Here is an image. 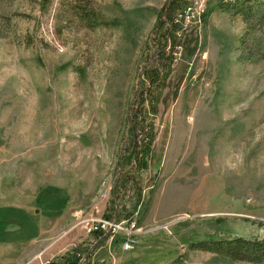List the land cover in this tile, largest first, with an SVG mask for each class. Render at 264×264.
<instances>
[{
    "label": "rangeland",
    "instance_id": "obj_1",
    "mask_svg": "<svg viewBox=\"0 0 264 264\" xmlns=\"http://www.w3.org/2000/svg\"><path fill=\"white\" fill-rule=\"evenodd\" d=\"M166 1L0 0V241L25 239L0 264L53 261L86 238L80 220L115 208L140 227L134 248L101 246L92 263L253 264L188 248L219 231L264 236V58H240L244 23L219 0H189L144 120L146 162L114 195ZM27 216L46 222L32 244Z\"/></svg>",
    "mask_w": 264,
    "mask_h": 264
},
{
    "label": "trees",
    "instance_id": "obj_2",
    "mask_svg": "<svg viewBox=\"0 0 264 264\" xmlns=\"http://www.w3.org/2000/svg\"><path fill=\"white\" fill-rule=\"evenodd\" d=\"M48 1L50 0H42V4ZM189 3V0H167L159 10L155 11L153 31L158 37L157 49L151 54L154 57L153 64L142 70L149 85L143 88L138 101L139 108L133 114L134 120L131 123L130 131L134 138L131 140L129 154L126 156L129 168L122 172L118 184L115 185L113 191L116 197H118L117 194H120L119 192H121V196L127 189H130L133 179L132 171L140 168L146 162L147 146L152 137L153 126L151 122L144 123V120L146 118L150 120L148 115L153 116L156 113L159 92L164 87V81L169 74L170 63L173 60V57L169 56L166 64L162 62L167 57L165 46L168 44L173 50L178 45L177 30L181 21L178 16ZM215 7L232 15H239L244 23V32L239 38L240 58L252 62L263 59L264 0H219ZM201 15L204 17L206 12L203 11ZM146 101L149 102V108L142 111L140 107H144ZM142 131H144L147 142L138 144L136 137ZM111 215L112 213H107L104 217L110 218ZM116 216L118 219L121 218L117 213ZM218 233V236L192 240L189 242L188 248L208 251L229 260L264 264V236H259L256 233L252 236L227 235L220 231ZM54 260L58 264H75L77 257L74 250L71 249L56 256Z\"/></svg>",
    "mask_w": 264,
    "mask_h": 264
},
{
    "label": "built area",
    "instance_id": "obj_3",
    "mask_svg": "<svg viewBox=\"0 0 264 264\" xmlns=\"http://www.w3.org/2000/svg\"><path fill=\"white\" fill-rule=\"evenodd\" d=\"M194 6L190 3L185 7L182 13L179 14V18L182 20H188L194 16ZM116 210L110 218L107 217H88L80 220V224L87 234H92L91 239L80 240L76 244H72L69 250H74L77 260L75 264H103V261H97L92 263L90 260L93 258L95 249L102 243L107 242L108 246H111L113 240H120V246L122 250H130L134 248L135 238L140 232V227L136 225V222L131 218H120L116 216ZM56 263L54 260H47L41 264ZM58 264V263H56Z\"/></svg>",
    "mask_w": 264,
    "mask_h": 264
},
{
    "label": "crops",
    "instance_id": "obj_4",
    "mask_svg": "<svg viewBox=\"0 0 264 264\" xmlns=\"http://www.w3.org/2000/svg\"><path fill=\"white\" fill-rule=\"evenodd\" d=\"M31 206H28V208H30ZM3 217V216H2ZM2 217H0V227H2V223H3V220H2ZM29 216L25 217L26 219H28ZM29 226L31 225L32 227V236H30L26 243L25 244H32V243H35L37 242V240L42 236V233H43V227H44V224L46 222H42V220L40 219L39 221H36V222H32L30 217H29V221H25ZM33 229H34V233H33ZM138 236V235H137ZM86 239H91L92 238V234H86L85 235ZM25 239H22L19 241V243H15L13 241H0V248L4 247V246H17V245H21L20 243L21 242H24ZM107 246V242H104L102 243L100 246H98L95 251H94V254L98 251V248L101 247V246ZM117 245H119L120 249H121V246H120V241H116L114 240L112 242V245L111 246H114V247H117ZM122 250V249H121ZM93 254V256H94ZM97 254V253H96Z\"/></svg>",
    "mask_w": 264,
    "mask_h": 264
},
{
    "label": "water",
    "instance_id": "obj_5",
    "mask_svg": "<svg viewBox=\"0 0 264 264\" xmlns=\"http://www.w3.org/2000/svg\"><path fill=\"white\" fill-rule=\"evenodd\" d=\"M52 264H56V263H52Z\"/></svg>",
    "mask_w": 264,
    "mask_h": 264
}]
</instances>
